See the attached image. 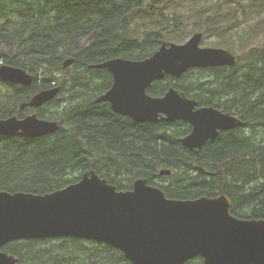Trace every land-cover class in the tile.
I'll use <instances>...</instances> for the list:
<instances>
[{"label":"trees","instance_id":"trees-1","mask_svg":"<svg viewBox=\"0 0 264 264\" xmlns=\"http://www.w3.org/2000/svg\"><path fill=\"white\" fill-rule=\"evenodd\" d=\"M197 31L218 36L219 47L230 45L234 34L248 42L264 31V0H0V66L22 67L35 77L29 87L0 79V118L37 112L61 125L41 137L0 135V191L45 194L95 170L120 190L147 178L169 198L227 194L234 215L264 218V47L245 49L234 66L167 75L147 90L162 96L173 86L244 121L199 152L180 140L191 131L188 122H135L108 102L93 103L113 77L90 64L144 59L164 41L185 42ZM68 58L75 62L64 67ZM56 85L62 89L53 101L20 110L36 92ZM162 169L172 172L164 175L168 183L158 181ZM12 244L6 249L34 264H132L117 248L72 236ZM186 264L205 263L198 256Z\"/></svg>","mask_w":264,"mask_h":264},{"label":"water","instance_id":"water-1","mask_svg":"<svg viewBox=\"0 0 264 264\" xmlns=\"http://www.w3.org/2000/svg\"><path fill=\"white\" fill-rule=\"evenodd\" d=\"M203 37L198 31L185 43L164 41L140 60L114 57L90 64V68L108 69L113 76L112 86L93 103L108 102L115 113L135 122H188L192 129L180 140L197 152L222 131L244 126L238 116L201 106L199 100L173 86L162 96L147 92L167 75L179 78L194 68L238 62L225 48L202 46ZM74 62L68 58L64 67ZM0 79L29 87L35 77L22 67L4 64ZM61 89L56 85L36 92L20 110L53 101ZM60 126L58 120L41 118L36 112L12 115L0 118V135L41 137L56 133ZM197 169L215 174L201 166ZM171 173L162 169L159 174ZM231 206L227 194L169 198L147 178H137L132 189L120 190L91 170L79 181L45 194L1 190L0 249L14 240L72 236L117 248L132 264H186L198 256L205 264H264V218H240L232 214ZM17 261L0 250V264Z\"/></svg>","mask_w":264,"mask_h":264},{"label":"rangeland","instance_id":"rangeland-1","mask_svg":"<svg viewBox=\"0 0 264 264\" xmlns=\"http://www.w3.org/2000/svg\"><path fill=\"white\" fill-rule=\"evenodd\" d=\"M252 18H249V22H253V20H251ZM247 23H244L243 26L240 27V29L242 30L243 27H245ZM244 30V29H243ZM195 33V32H194ZM192 33L190 36H188L187 40L194 34ZM242 34V33H241ZM235 36L233 38H230V37H227L229 38L228 41H229V44L230 45H226L224 44L223 45V48H226V49H229L231 50L233 53H235L236 55L238 56H242L244 54V51L245 49H250L252 48L253 46H260V47H263V43H264V31L261 32L260 34H256L254 37H252L250 39V41H245V40H240L238 39V36L236 34H234ZM219 37L218 36H206L203 41H202V46H214V47H219V46H216L215 42H218L219 41ZM178 43V42H177ZM183 43V42H181ZM220 45V43L218 44ZM222 47V46H221ZM50 109L53 111V112H56V113H59V111L62 110V107H57V106H52L50 107ZM158 181L161 182V183H168V179L166 178V176H159L158 178Z\"/></svg>","mask_w":264,"mask_h":264},{"label":"flooded vegetation","instance_id":"flooded-vegetation-1","mask_svg":"<svg viewBox=\"0 0 264 264\" xmlns=\"http://www.w3.org/2000/svg\"><path fill=\"white\" fill-rule=\"evenodd\" d=\"M28 113H26L25 115H27ZM24 115V116H25ZM28 240H31V239H22V240H14V241H11V242H9V243H6L5 245H3L2 247H1V251H3V252H6V253H8L9 255H13V256H15L17 259H18V261H17V264H34L33 262H31V261H24L23 259H22V257L20 256V254L18 255V254H14V253H11V250L9 251L8 249H6V246L7 245H9V244H11V243H13L12 244V248H15L16 246H17V244L16 243H18V242H20V241H28Z\"/></svg>","mask_w":264,"mask_h":264}]
</instances>
